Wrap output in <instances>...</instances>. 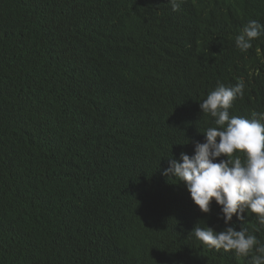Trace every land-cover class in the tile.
<instances>
[{
    "label": "clouds",
    "instance_id": "obj_1",
    "mask_svg": "<svg viewBox=\"0 0 264 264\" xmlns=\"http://www.w3.org/2000/svg\"><path fill=\"white\" fill-rule=\"evenodd\" d=\"M222 2L65 0L72 20L54 21L62 28L59 80L53 73L42 83L64 102L40 106L32 114L39 126L28 131L32 150L61 162L77 135L86 169L55 173L58 191L34 189L33 221L16 218L25 211L12 217L20 248L0 230V264L11 254L12 264H264V24L252 15L238 26L208 22L211 11L242 14L240 0ZM11 4L0 24L8 30L24 29L29 10H51L57 0ZM120 39L124 50L101 54L95 67L91 46ZM102 77L116 84L114 99L101 97ZM20 185L12 183V196L24 199ZM151 195L167 206L169 224L191 225L188 235L175 233L176 244L149 245L124 227L115 201ZM26 232L42 239L28 251Z\"/></svg>",
    "mask_w": 264,
    "mask_h": 264
},
{
    "label": "trees",
    "instance_id": "obj_2",
    "mask_svg": "<svg viewBox=\"0 0 264 264\" xmlns=\"http://www.w3.org/2000/svg\"><path fill=\"white\" fill-rule=\"evenodd\" d=\"M41 1L44 3L47 0ZM208 1L216 8L225 5L222 0ZM240 6L243 9L241 15H227L226 8L207 12L205 18L208 22L238 26L244 22L247 15H252L264 24V0H240ZM11 10V0H0V24L2 17ZM36 17L39 20H36ZM65 17L68 21L73 18L66 9L65 0H57V5L51 10L48 8L29 10L28 17L24 18L26 24L24 29H16L12 25V29L8 30L0 25V230L8 233L12 238L15 249L20 248V244L12 237V183H20L26 189L28 188L25 186L26 183L36 178L35 189L41 190L45 188L39 187L38 183L57 180V176L54 175L57 172L66 170L80 172L86 169V163L81 162L76 153L79 152L82 143L77 135L67 142L68 162H61L41 150H32L29 125L24 124L31 119L30 115L40 110V106H61L64 102L60 95H46L42 83L44 77L48 75L55 73L58 76L55 70L59 51L55 38L60 39L62 28L55 25L54 21H62ZM258 44L264 52V36ZM126 45L127 42L122 39L104 43L102 49H99L97 44H93L90 50L93 65L98 66L101 54L116 53L118 50H124ZM44 55L45 58L42 60ZM256 55L255 52L254 58ZM224 78L228 79L230 76ZM96 85L101 97L108 100L115 98L118 90L113 81L106 77L97 78ZM258 85L259 82L256 81L251 86ZM86 86L90 87V85ZM81 94L82 89L77 88L72 95L79 99ZM12 151L17 152L14 158ZM58 151H61V148ZM14 168L15 170H12ZM38 170L41 173L35 174ZM110 197L112 198V195ZM110 197L104 194L102 200L107 203ZM149 200L159 202L156 195H151L150 199L141 196L138 202L115 201L116 210L122 213L124 227L128 232L140 233V237L149 245L157 241L176 244V234L169 224L167 206L164 208L159 202L160 207H158ZM152 233L154 236H151ZM41 241L39 237H32L26 232L21 245L25 251H28L37 247ZM52 244L53 241L49 236L44 246L48 247ZM9 261L6 263L12 264V254Z\"/></svg>",
    "mask_w": 264,
    "mask_h": 264
},
{
    "label": "water",
    "instance_id": "obj_3",
    "mask_svg": "<svg viewBox=\"0 0 264 264\" xmlns=\"http://www.w3.org/2000/svg\"><path fill=\"white\" fill-rule=\"evenodd\" d=\"M141 9H145V5H141L140 6ZM134 16H132L133 18ZM171 46V42L170 41H166V47H170ZM185 61V59H183V62ZM121 102V101H120ZM125 103H127V101H122V105L125 106ZM30 118L31 119H26L28 120L27 123H24L26 124L27 126L28 125H37L40 123V120L42 119L41 117H33V115H30ZM33 122V123H32ZM39 126V125H37ZM59 153V151H55V155H57ZM12 170H15L12 169ZM37 173H41L40 170H38V172H35V174ZM36 176V175H34ZM53 177V176H52ZM36 183H37V179L34 178V179H31V182H28L26 183L25 186H27L28 188H26V192L24 193L26 195V198H21L18 197V196H12V207H14L13 209L15 210H12V217L17 213V211H25V212H20L17 216L19 218H23V219H27L30 220V221H33V219L30 217V215L28 213H31L33 211V209L35 208L34 207V202H35V197H34V189H35V186H36ZM39 184V187H44L45 189H41V193L43 194L45 191H58V189L60 188L58 185H57V181L52 179V180H49V183L47 181H41ZM21 189H24L23 185H21ZM160 202V201H159ZM170 225L172 226V229L175 231V233H181V235H188L190 233V229H191V225L188 224V227L186 228V226L184 227V224L181 222L179 223L177 220L174 221L173 224L170 223ZM183 229V230H181ZM140 237V236H139ZM141 238V237H140ZM185 244V243H184ZM188 245L183 247V249L179 250V252L183 253L185 251L188 250V247H189V243H187ZM163 247H168L167 246H161L159 247V249L163 248ZM158 249V250H159ZM155 251L152 249V248H148V253H154ZM158 252V251H157ZM144 256L147 258V252H144Z\"/></svg>",
    "mask_w": 264,
    "mask_h": 264
},
{
    "label": "bare ground",
    "instance_id": "obj_4",
    "mask_svg": "<svg viewBox=\"0 0 264 264\" xmlns=\"http://www.w3.org/2000/svg\"><path fill=\"white\" fill-rule=\"evenodd\" d=\"M99 32H101V31H99ZM66 116V114L65 113H63L62 114V118H64ZM77 115H76V113L75 114H72L71 116H69L68 117V119H73V118H75ZM74 129V128H73ZM15 186H16V184H15ZM21 186V185H20ZM20 186L19 187H17V188H20ZM17 194V193H16ZM14 207H12V210H15V209H13Z\"/></svg>",
    "mask_w": 264,
    "mask_h": 264
}]
</instances>
